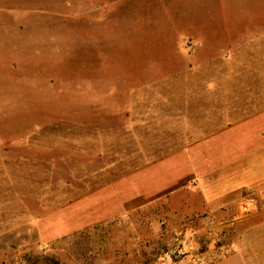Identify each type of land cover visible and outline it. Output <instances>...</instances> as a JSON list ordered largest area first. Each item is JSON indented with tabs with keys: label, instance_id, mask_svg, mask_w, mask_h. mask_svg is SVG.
Here are the masks:
<instances>
[{
	"label": "rangeland",
	"instance_id": "rangeland-1",
	"mask_svg": "<svg viewBox=\"0 0 264 264\" xmlns=\"http://www.w3.org/2000/svg\"><path fill=\"white\" fill-rule=\"evenodd\" d=\"M108 1L0 0V264H175L211 243L172 199L110 206L173 143L177 92L220 84L264 30V0ZM111 212L40 247L48 222Z\"/></svg>",
	"mask_w": 264,
	"mask_h": 264
},
{
	"label": "crops",
	"instance_id": "crops-1",
	"mask_svg": "<svg viewBox=\"0 0 264 264\" xmlns=\"http://www.w3.org/2000/svg\"><path fill=\"white\" fill-rule=\"evenodd\" d=\"M228 49L220 84L177 92L182 103L167 116L180 125L173 143L120 180L110 206L138 209L167 198L176 201L180 215L204 219L211 243L196 256L204 259L175 264H264V30ZM106 215L48 222L40 247L48 253L59 239L78 236L80 223L112 212Z\"/></svg>",
	"mask_w": 264,
	"mask_h": 264
},
{
	"label": "trees",
	"instance_id": "trees-1",
	"mask_svg": "<svg viewBox=\"0 0 264 264\" xmlns=\"http://www.w3.org/2000/svg\"><path fill=\"white\" fill-rule=\"evenodd\" d=\"M109 1L111 2V1H114V0H109ZM109 1H108V2H109Z\"/></svg>",
	"mask_w": 264,
	"mask_h": 264
}]
</instances>
